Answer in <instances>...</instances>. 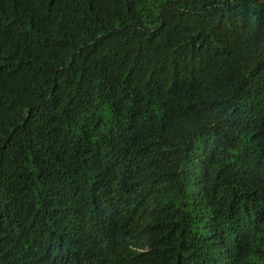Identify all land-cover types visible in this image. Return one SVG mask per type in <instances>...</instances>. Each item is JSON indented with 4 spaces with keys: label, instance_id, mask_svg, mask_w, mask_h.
<instances>
[{
    "label": "trees",
    "instance_id": "1",
    "mask_svg": "<svg viewBox=\"0 0 264 264\" xmlns=\"http://www.w3.org/2000/svg\"><path fill=\"white\" fill-rule=\"evenodd\" d=\"M0 264H264V0H0Z\"/></svg>",
    "mask_w": 264,
    "mask_h": 264
}]
</instances>
